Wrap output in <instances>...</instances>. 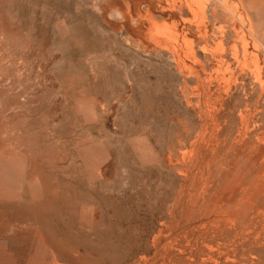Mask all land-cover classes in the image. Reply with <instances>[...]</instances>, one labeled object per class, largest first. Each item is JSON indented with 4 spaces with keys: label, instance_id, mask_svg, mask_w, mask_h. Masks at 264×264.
Segmentation results:
<instances>
[{
    "label": "rangeland",
    "instance_id": "obj_1",
    "mask_svg": "<svg viewBox=\"0 0 264 264\" xmlns=\"http://www.w3.org/2000/svg\"><path fill=\"white\" fill-rule=\"evenodd\" d=\"M134 1L140 0H0V151L13 149L11 168L26 181L37 179L43 191L40 206L13 202L0 211V251L21 264L38 237L73 264H264L262 48L246 17L245 28L237 15L225 22L211 10L217 3L205 20L208 46L200 34L205 25L193 17L187 43L181 36L158 43L151 21L169 26L165 15L178 9L151 13L143 3L139 12ZM254 18L264 27V7ZM241 153L256 165L238 186L233 176L243 173L234 163Z\"/></svg>",
    "mask_w": 264,
    "mask_h": 264
},
{
    "label": "bare ground",
    "instance_id": "obj_2",
    "mask_svg": "<svg viewBox=\"0 0 264 264\" xmlns=\"http://www.w3.org/2000/svg\"><path fill=\"white\" fill-rule=\"evenodd\" d=\"M233 1H235L234 3H237V4H240L241 5V11L239 10L238 11V7L236 8L235 6V4L233 3ZM237 1V2H236ZM145 4V6L148 8V11L149 12H151V13H154V12H156V8H159V7H168V8H173L174 10L175 9H178V12L177 13H170V14H167V15H165L167 18H168V20L169 19H172V23H171V25H166L165 23H163V24H160L159 25V23L157 24V22L155 23L154 21H151V20H149L148 22H154V24H152L151 23V25L152 26H154V34H155V37H156V40L158 41V43L159 42H163L164 44H167L168 43V39H169V37H172V36H175V37H179V36H181L182 37V39L184 40V41H186V42H184L182 39V41L184 42V43H187V41L189 40V36H193L194 34H191V32H193L191 29V32H190V30H189V27L191 26V25H189L190 24V21L189 20H187V19H189L190 17H193L194 19H200V21H198L197 23H200L201 25H200V27L202 28L204 25H205V20L207 19V12H208V7H210L211 5H213V7H214V4H216L217 3V7L218 8H213V9H211V10H214V9H219V12H221V15L220 16H224L225 18H226V20H225V22H227L228 20H229V23H231L232 22V20H233V17H236L235 15H237V17H236V19L239 21V23L241 24L240 26H246L245 25V23H243L244 21L243 20H241L242 19V17L244 16V17H246V19L248 20V27H247V30H248V32H249V34L253 37H250V38H252V41L253 40H255L261 47H259V49L260 48H262L261 50H262V54L264 53V27H263V25H262V23H260V22H258L257 20H255V18H254V15L257 13V12H259L263 7H264V0H140V1H134L133 3H132V7L134 8V9H137L138 7H140L141 6V4ZM131 4V3H130ZM235 5V6H234ZM167 8V9H168ZM163 9V11L164 10H166V8L164 9V8H161V10ZM172 9V10H173ZM239 9H240V7H239ZM138 11H139V9H137ZM211 10L209 11V12H211ZM147 11V10H146ZM147 11V13H146V16H148L147 14L149 13ZM168 11H170V10H168ZM176 11V10H175ZM174 11V12H175ZM139 12H141V11H139ZM138 12V13H139ZM145 12V11H144ZM218 14H219V12H218V10L216 11ZM215 12V14H217ZM211 14V13H210ZM143 16V15H142ZM140 17V16H139ZM153 17V16H152ZM155 17V16H154ZM183 17H185V18H183ZM209 17V16H208ZM210 17H212V14L210 15ZM217 17H219V16H216L215 17V20L217 21L218 19H217ZM227 17L228 18H230V19H227ZM148 18V17H147ZM160 18V17H159ZM213 18L214 17H212L211 19H210V21L211 20H213ZM150 19H151V17H150ZM156 19V18H155ZM164 19V18H163ZM192 19V18H191ZM209 19V18H208ZM221 20H223L222 18H220ZM235 19V18H234ZM153 20V19H152ZM193 20V19H192ZM214 20V21H215ZM221 20L219 21V23L221 22ZM245 20V19H244ZM146 21H147V19H146ZM207 21V20H206ZM224 21V20H223ZM231 21V22H230ZM243 21V22H242ZM246 21V20H245ZM135 22V21H134ZM236 22V21H235ZM167 23V22H166ZM187 23H189V24H187ZM194 23H196V22H194ZM195 24L196 26L198 25V24ZM211 23H213V21L211 22ZM215 23V22H214ZM143 24V23H142ZM204 24V25H203ZM232 24V23H231ZM237 24V23H236ZM150 25V24H149ZM194 25V24H193ZM194 25V26H195ZM203 25V26H202ZM208 25H209V23H208ZM211 25V24H210ZM220 26L222 25V24H219ZM151 26V27H152ZM219 26V28H221ZM232 27L234 26L235 27V24L233 23V25H231ZM230 26V27H231ZM239 25H238V27H240ZM227 27V26H226ZM194 28V27H193ZM192 28V29H193ZM197 28V27H196ZM200 28V29H201ZM212 28H214V26H213V24H212ZM217 28V27H216ZM216 28H214V29H216ZM223 28H224V26H222V32H225L224 30H223ZM242 28V27H241ZM240 28V29H241ZM245 28V27H244ZM200 29H197L195 32H196V34L197 33H199L198 32V30H200ZM225 29V28H224ZM233 29V28H232ZM194 30V29H193ZM211 30V29H210ZM213 30V29H212ZM217 30V29H216ZM227 30H228V27H227ZM231 30V29H230ZM235 30V29H234ZM238 30V29H237ZM236 30V31H237ZM203 31V32H202ZM202 33L200 32V34H202V37H201V35L200 34H198L199 35V37H201V39H203V41H204V43L205 42H209L208 40H207V36H208V34H209V30H208V28H207V26L205 25L204 27H203V29H202ZM218 31L220 32V29H218ZM236 31H234L235 32V34H236ZM242 32H243V29L241 30ZM217 32V31H216ZM222 32H221V34H218L217 35V37L219 36V38H220V35H221V37H222ZM227 32V31H226ZM247 32V33H248ZM229 33H233L232 32V30H231V32H229ZM244 33V32H243ZM215 34V33H214ZM217 34V33H216ZM226 34V33H225ZM234 34V33H233ZM239 34V33H238ZM238 34H236L237 36H239ZM242 34V33H241ZM241 34H240V40H243L242 38H244V36H243V34H242V37H241ZM212 35V34H211ZM227 35V34H226ZM196 36V35H195ZM229 36H230V34H229ZM232 36H234V35H231V37ZM249 36V35H248ZM174 37V39H177V41H178V39L179 38H175ZM198 37V36H197ZM198 37V39H200ZM213 37H216V36H213ZM228 37V36H227ZM231 37H229V38H231ZM211 38H212V36H211ZM233 38V37H232ZM249 37H247V39H248ZM249 38V40H251ZM173 38H171V40H172ZM188 39V40H187ZM200 39V40H201ZM215 39V38H214ZM221 39V38H220ZM238 39V38H237ZM236 39V41H238L239 42V39L237 40ZM244 39H246V38H244ZM180 40V39H179ZM194 40V39H193ZM207 40V41H206ZM222 40H223V38H222ZM228 40V39H227ZM231 40V39H230ZM229 40V41H230ZM235 40V39H234ZM170 41V40H169ZM173 41V40H172ZM202 41V40H201ZM200 41V42H201ZM202 41V42H203ZM212 40H210V42H211ZM215 41V40H214ZM220 40L218 39L217 40V42L215 41V46L216 47H221L222 45H224V43H222V41H220ZM233 41V40H232ZM231 41V42H232ZM246 41V40H245ZM248 41V40H247ZM252 41H250V42H252ZM255 41H253V42H255ZM176 42V41H175ZM174 41L172 42L173 43V46L176 44V43H178V42H176L175 43ZM213 42V41H212ZM235 42V41H234ZM237 42V43H238ZM242 42V41H241ZM249 42V41H248ZM170 43V42H169ZM168 43V44H169ZM175 43V44H174ZM183 43V44H184ZM193 43V42H192ZM191 43V47H195L196 45H193ZM256 43V44H257ZM182 44V43H181ZM182 44V45H183ZM203 44V43H202ZM207 44V46H208V43H205L204 45H206ZM222 44V45H221ZM234 44H236V43H234ZM238 44H240V42L238 43ZM243 44V43H242ZM245 44V43H244ZM248 44V43H247ZM255 44V43H254ZM170 45V44H169ZM177 45H179V44H177ZM185 45V44H184ZM212 45V44H211ZM198 46V48L200 49V47H199V45H197ZM203 46V45H202ZM241 46V45H240ZM166 47V46H165ZM170 46H167V48H169ZM180 49L179 50H181L182 51V48L180 47V46H178ZM183 47V46H182ZM188 48H190L189 50H191L192 48L190 47V46H187ZM204 47V49H205V46H203ZM210 47H212V46H210ZM214 47V46H213ZM213 47L211 48V50L209 51L210 53H213ZM228 47V45L226 46V47H224L225 49ZM234 47H236V46H234ZM242 47V46H241ZM240 47V48H241ZM250 47V46H249ZM249 47H248V50H249ZM253 48H255L254 46H252ZM172 48V47H171ZM188 48L187 49H185L186 51L184 52V53H189L188 51ZM209 48V47H208ZM206 49L204 52H206L207 50H209V49ZM174 50H176V48H173ZM196 49V48H195ZM223 48H221V50H222ZM224 49V50H225ZM242 49V48H241ZM164 50V49H163ZM188 50V51H187ZM201 51H203L202 49H200ZM214 50H216V48L214 47ZM218 50V49H217ZM224 50H223V52H224ZM238 50H239V48H238ZM260 50V51H261ZM170 51V50H169ZM168 51V52H169ZM219 51H220V49L217 51L218 53H219ZM245 52L246 50H245V48H244V51L243 50H240V52ZM257 51V50H256ZM259 51V50H258ZM260 51H259V53H260ZM177 52V51H176ZM190 52H192V51H190ZM208 52V51H207ZM206 52V54H208ZM241 52V53H242ZM248 52L249 51H247V56H248ZM183 53V55L185 56H188L187 54H184ZM194 53V52H193ZM199 53H200V51H199ZM226 53V52H225ZM252 53L253 52H251V54H250V57L248 58V59H250L252 56H254V58L256 59L255 61H257V57H258V55L256 54V52H255V54L254 55H252ZM195 54V53H194ZM194 54H190L191 56L193 55L194 56ZM198 54V53H197ZM205 54V53H204ZM203 54V55H204ZM205 54V55H206ZM217 54V53H216ZM222 54V53H221ZM229 54H231L230 52H229ZM237 54V53H236ZM243 54V53H242ZM244 54H246V52L244 53ZM243 54V56H245ZM176 55V54H175ZM178 55H179V53H178ZM189 55V56H190ZM211 55V54H210ZM218 55H220V53L218 54ZM218 55H215V56H217L218 58H219V56ZM227 55H228V52H227ZM231 55H234L233 53L231 54ZM238 55H240L241 56V54L239 53ZM252 55V56H251ZM177 56V55H176ZM181 56V55H180ZM180 56H179V58H180ZM208 56H209V54H208ZM223 56V55H222ZM246 56V57H247ZM211 58H213L212 57V55L210 56ZM228 57L229 58H231V56H229L228 55ZM233 57H235L236 58V55L235 56H233ZM242 57V56H241ZM178 58V59H179ZM190 57H188V59H189ZM196 58V57H195ZM205 58V57H204ZM209 58V57H208ZM216 58V57H215ZM254 58H253V61H254ZM261 58H262V55H261ZM194 59V58H193ZM206 59V58H205ZM225 59V58H224ZM237 59H238V57H237ZM247 59V58H246ZM264 59V58H263ZM262 59V60H263ZM195 60V59H194ZM202 60V59H201ZM212 60V59H211ZM225 60H228V59H225ZM235 60V59H234ZM232 61V62H235V61ZM180 61V60H179ZM200 61V60H199ZM205 61H208V60H205ZM220 61V60H219ZM230 62H231V60H229ZM240 61H242V59L240 60ZM240 61H239V59H238V62H239V64H240ZM247 61V60H246ZM252 61V60H251ZM250 61V62H251ZM252 61V62H253ZM181 62V61H180ZM191 62V61H190ZM224 62H226V61H224ZM252 62H251V64H252ZM260 62V61H259ZM258 62V63H259ZM183 63H184V61H183ZM204 63V62H203ZM206 63V62H205ZM243 63V62H242ZM241 63V67H242V64ZM264 63V62H263ZM200 64V67H202L201 65V63H199ZM207 64V63H206ZM220 64H221V62H220ZM225 64V63H224ZM227 64V63H226ZM238 63L236 64V67L239 65ZM245 64V63H244ZM261 64V63H260ZM187 65V64H186ZM196 65V64H195ZM208 65V64H207ZM206 65V66H207ZM210 65H211V62H210ZM216 65H217V63H216ZM232 65V64H231ZM234 65H235V63H234ZM219 66V65H218ZM226 66H228L229 68H230V66H229V64H227ZM244 66V65H243ZM249 66H251V68H252V65H249ZM255 66V65H254ZM253 66V67H254ZM262 66V65H261ZM260 66V67H261ZM209 67V66H208ZM215 67V66H214ZM222 67V66H221ZM220 67V68H221ZM234 67V66H233ZM239 67V66H238ZM256 67H258V65H256ZM255 67V68H256ZM217 68V67H216ZM219 68V67H218ZM217 68V69H218ZM223 68H225V66L223 67ZM235 68V67H234ZM240 68V67H239ZM238 68V69H239ZM245 68V66L243 67V69ZM246 68H248L247 66H246ZM263 68V67H262ZM179 69V68H178ZM204 69L205 70H207L206 68H205V65H204ZM213 69V68H212ZM231 69H232V67H231ZM231 69H229V70H231ZM242 69V70H243ZM254 69V68H253ZM223 70V69H222ZM226 70H228V69H226ZM237 70V69H236ZM247 70V69H246ZM245 69H244V71H246ZM251 70V69H250ZM256 70V69H255ZM197 71V70H196ZM209 71H214V70H210L209 69ZM225 71V70H224ZM233 71V70H232ZM232 71H228V73H231ZM240 71L241 70H239V73H240ZM260 71H262V70H260ZM192 72V71H191ZM198 72V71H197ZM206 72V71H205ZM208 72V71H207ZM215 72H218V71H215ZM219 72H222V71H219ZM225 72H227V71H225ZM234 72H236V71H234ZM238 72V71H237ZM242 72V71H241ZM248 72L249 73H251L249 70H248ZM253 72V71H252ZM256 72V71H255ZM209 73V72H208ZM208 73H206L207 75H208ZM233 73V72H232ZM246 73V72H245ZM262 73V72H261ZM205 74V73H204ZM226 73H224L223 75H224V77L226 78V76H227V74L225 75ZM235 74V73H234ZM242 74V73H241ZM241 74H237L238 76L239 75H241ZM244 74V73H243ZM207 75H205V76H207ZM213 75V74H212ZM220 75L222 76V73H220ZM236 75V76H237ZM250 76L252 75V73L251 74H249ZM254 75V74H253ZM261 76H263L262 74H260ZM205 76H203L205 79L204 80H206V77ZM208 76H210V75H208ZM216 76H218L219 77V75H217L216 74ZM234 75H232V77L231 78H237L236 76H234ZM243 76V75H242ZM247 76V75H246ZM245 77V76H244ZM243 77V78H244ZM254 77H256V76H254ZM260 77V76H259ZM221 78V77H220ZM228 78V80H229V77H227ZM226 78V79H227ZM242 78V79H243ZM252 78H253V76H252ZM263 78V77H262ZM210 79H212L211 77H209L207 80H209L210 81ZM214 79V78H213ZM215 79H217V78H215ZM214 79V80H215ZM222 79H223V77H222ZM238 79V78H237ZM236 79V80H237ZM245 79H247V78H245ZM248 79H250L249 78V76H248ZM258 79H260V78H258ZM264 79V78H263ZM262 79V80H263ZM203 80V81H204ZM232 80L233 79H231V81L229 80L228 81V83L229 82H232ZM257 79H255V81H256ZM224 81V80H223ZM234 81V80H233ZM252 81V80H251ZM208 82V81H207ZM237 82V81H236ZM236 82L234 81V83L236 84ZM241 82V81H240ZM242 82H244V81H242ZM261 82V81H260ZM260 82L258 81V84H260ZM250 83V82H249ZM253 83V81L251 82V84ZM261 83H263V82H261ZM4 84V83H3ZM203 84H205V83H203ZM225 84V83H224ZM238 84V83H237ZM243 84H245V83H243ZM248 84V83H247ZM250 84V85H251ZM186 85V84H185ZM249 85V84H248ZM256 85V84H255ZM21 86V85H20ZM226 86V85H225ZM237 86V85H236ZM236 86H234V87H236ZM258 86H260V85H258ZM206 87V86H205ZM239 87H241V86H238V88ZM243 87V86H242ZM242 87L241 88H239L240 90L242 89ZM248 87V86H247ZM255 87V86H254ZM256 87H257V85H256ZM237 88V89H238ZM249 88V87H248ZM245 89H246V86H245ZM257 89L258 90H260L258 87H257ZM257 89H253L254 90V92H257V91H255V90H257ZM203 90V89H202ZM219 90V89H218ZM244 89H242L241 90V92L243 91ZM251 90V89H250ZM235 91V90H234ZM252 91V90H251ZM219 92V91H218ZM251 93V92H250ZM260 94H262V93H260ZM264 94V93H263ZM29 95V94H28ZM248 96V95H247ZM264 96V95H263ZM28 97V96H27ZM225 97V96H224ZM259 97V96H258ZM257 97V98H258ZM260 97H261V95H260ZM256 100H258V99H256ZM255 102V101H254ZM213 103V102H212ZM257 103H258V101H257ZM256 103V104H257ZM189 104V103H188ZM219 104H220V102H219ZM248 104V103H247ZM255 104V103H254ZM244 105H246L245 103H244ZM243 105V106H244ZM249 105H251V104H249ZM248 106V105H247ZM254 106V105H253ZM252 106V107H253ZM256 106V105H255ZM197 107V106H196ZM245 107V106H244ZM244 107H243V109H244ZM249 107V106H248ZM247 107V108H248ZM252 107H250V108H252ZM257 107H259L258 106V104H257ZM240 108V107H239ZM249 108V109H250ZM255 108V107H254ZM253 108V109H254ZM260 108V107H259ZM242 109V110H243ZM248 109V110H249ZM258 109V108H257ZM256 109V110H257ZM246 110V109H245ZM255 110V109H254ZM254 110H253V112H254ZM255 110V111H256ZM259 110H261V109H259ZM263 110V109H262ZM261 110V111H262ZM17 111V110H16ZM233 111V110H232ZM237 111H238V108H237ZM251 111V110H250ZM223 112V111H222ZM241 112V111H240ZM252 112V111H251ZM260 112V111H259ZM258 112V114H262V113H264V112H260L259 113ZM19 113V112H18ZM233 113V112H232ZM231 113V114H232ZM239 113V112H238ZM242 113H244V110H243V112ZM246 113V116H249L247 113H250V112H245ZM256 114H257V111L255 112ZM230 114V113H229ZM234 114V113H233ZM251 114V118L253 117L252 116V113H250ZM235 115V114H234ZM240 116V115H239ZM242 116H245V114L244 115H242ZM256 116V115H255ZM260 116V115H259ZM236 117H238V114L236 115ZM241 117V116H240ZM257 117V116H256ZM14 118V117H13ZM241 118H243V117H241ZM241 118H239L240 120H241ZM248 118H250V117H248ZM230 119V118H229ZM238 119V120H239ZM253 119H255V118H253ZM243 120V119H242ZM245 120V119H244ZM247 120V119H246ZM250 120V119H249ZM261 120V119H260ZM248 121V120H247ZM247 121H246V123H247ZM258 121H259V119H258ZM216 122V121H215ZM245 122V121H244ZM249 122V121H248ZM253 121L251 120V122L250 123H252ZM225 123V122H224ZM239 123H241V122H239ZM242 123H243V121H242ZM241 123V124H242ZM249 123V124H250ZM261 123V122H260ZM214 124V123H213ZM245 124V123H244ZM248 124V123H247ZM248 124V125H249ZM218 125V124H217ZM216 125V126H217ZM257 125H258V123H257ZM215 126V127H216ZM222 126V125H221ZM244 126H246V125H244ZM253 126V125H252ZM254 126H255V124H254ZM253 126V127H254ZM259 126H260V124H259ZM218 127V126H217ZM233 127V126H232ZM249 127V126H248ZM258 127V126H257ZM261 127V126H260ZM263 127V126H262ZM48 128V127H47ZM238 128H241V127H238ZM238 128L236 129V131H238ZM243 128H245V127H243ZM247 128V127H246ZM248 129V128H247ZM249 129H251V127L249 128ZM246 130L245 132L247 133V132H249L250 130ZM243 130V129H242ZM239 131H241V129H239ZM254 131V130H253ZM261 131V130H260ZM7 132H8V128H7ZM13 132H14V130H13ZM12 132V133H13ZM244 132V131H243ZM258 132V131H257ZM239 133V132H238ZM241 133H242V131H241ZM240 133V135H242L243 136V134L244 133H242L241 134ZM253 133V132H252ZM261 133V132H260ZM249 134H251V133H249ZM255 134H256V132H255ZM264 134V133H263ZM55 135V134H54ZM237 135V132H236V134H235V136ZM239 135V134H238ZM5 136V135H4ZM256 136H258V133H257V135ZM238 137V136H237ZM244 137V136H243ZM250 137V136H249ZM252 137H254L253 135H252ZM264 137V136H263ZM48 138V137H47ZM244 138H247L246 136L244 137ZM11 139H13V137L11 138ZM216 139V138H215ZM250 139H253V138H250ZM260 139V138H259ZM233 140V139H232ZM245 140V139H244ZM243 140V141H244ZM255 140V139H254ZM250 141V140H249ZM257 141V140H256ZM231 142V141H230ZM252 142V141H251ZM250 142V143H251ZM3 143V142H2ZM9 143V142H8ZM7 143V145H9ZM241 143V142H240ZM247 143V142H246ZM4 144V143H3ZM245 144V143H244ZM256 144V143H255ZM11 145V144H10ZM15 146V145H14ZM23 146V145H22ZM194 146V145H193ZM253 146V145H252ZM254 146H256V147H259V144H257V145H254ZM254 146H253V148H254ZM21 147V146H20ZM38 147V146H37ZM217 147V146H216ZM247 147V146H246ZM249 147V146H248ZM247 147V148H248ZM18 148V147H17ZM16 148V149H17ZM241 148V147H240ZM3 149V148H2ZM18 149H20V148H18ZM25 149V148H24ZM252 149V148H251ZM10 150L11 151H8V150H1L0 151V211L2 210V209H6V208H10L13 204V202H17V204L18 203H21V204H23L22 202H24V203H26V202H28V203H30V204H32L33 202H39V200L42 198V196H43V191H42V188H41V186H40V184H39V182L37 181V179H30L29 181H26L25 179H24V177H23V175H22V173L21 172H19V170H15V169H12L11 168V166H10V164H14V160H15V158H16V153H15V151L13 150V149H11L10 148ZM20 150H22V149H20ZM244 150H245V148H244ZM253 150V149H252ZM37 151V150H36ZM228 151V150H227ZM243 151V150H242ZM241 151V152H242ZM259 150H257V152H258ZM240 152V151H239ZM249 152V151H248ZM256 152V153H257ZM185 153V152H184ZM247 152H245V154H246ZM255 153V154H256ZM183 154V153H182ZM245 154H243V153H241V155L239 156V158H237L236 160L238 161V163H236V161H235V163H234V167H235V165L237 164V166H238V168L242 171V173L243 174H238V173H236L237 175H235L232 171H231V173L233 174V175H235V176H233L235 179H236V182H237V180L239 181V182H237V184H239L238 186H240V184H242L243 182H242V179H244V177H247V175L245 176V174H247L249 171H250V168L252 167V165L253 164H255V160L256 159H253V158H251V157H247L246 158V155ZM249 154H250V152L249 153H247V156H249ZM65 155V154H64ZM260 155V154H259ZM183 157V156H182ZM70 158V157H69ZM260 158V157H259ZM14 161V162H13ZM9 164V165H8ZM69 164H72V163H69ZM185 164V163H184ZM15 165V164H14ZM24 165V164H23ZM256 165V164H255ZM56 169H57V167H56ZM237 169V168H236ZM238 169V170H239ZM28 171H29V169H28ZM68 171V170H67ZM221 171V170H220ZM26 172V171H25ZM216 172V171H215ZM26 174V173H25ZM33 174V173H32ZM186 174V173H185ZM249 174V173H248ZM29 175V174H28ZM25 176V175H24ZM34 176V175H33ZM61 176V175H60ZM250 176V175H249ZM254 176V175H253ZM26 177V176H25ZM30 177H31V175H30ZM230 177H232L231 176V174H230ZM232 177V178H233ZM53 178V177H52ZM57 178V177H56ZM232 178H230V179H232ZM26 179H29V178H26ZM220 179V178H219ZM218 181V180H217ZM229 181V180H228ZM233 181H231V183H232ZM236 182H235V184H236ZM218 183V182H217ZM51 184V183H50ZM63 184V183H62ZM91 184V183H90ZM222 184V183H221ZM45 185V184H44ZM229 185H231L230 184V182H229ZM61 186V185H60ZM225 186H227L226 188H225ZM225 186H223L225 189H227L228 188V183H226L225 184ZM232 186L234 187V183L231 185V188H232ZM238 186H236L237 188H238ZM218 187H220V186H218ZM222 187V190H221V192L223 191V188ZM206 188V187H205ZM230 188V187H229ZM230 188V190L229 191H232V189ZM61 189V188H60ZM229 191H225V192H229ZM58 194V193H57ZM62 194V193H61ZM46 195V194H45ZM231 195V194H230ZM230 195L228 196V197H230ZM219 196V195H218ZM43 198H45V196L43 197ZM49 198V197H48ZM71 198V197H70ZM231 198V197H230ZM221 199V198H220ZM227 199V197L225 198V200ZM232 199V198H231ZM44 200V199H43ZM43 200H41V201H43ZM48 200V199H47ZM40 201V202H41ZM52 201V200H51ZM36 202V203H37ZM46 202V201H45ZM49 202V201H48ZM34 204V203H33ZM37 204H39V203H37ZM46 205V204H45ZM49 205H50V203H49ZM54 205V204H53ZM15 206H16V204H15ZM19 206H20V204H19ZM33 206V205H32ZM39 206H40V204H39ZM44 206V205H43ZM47 206V205H46ZM49 207V206H48ZM54 207V206H53ZM33 208V207H32ZM40 208V207H39ZM43 208H45V206L43 207ZM46 209H47V207H46ZM45 209V210H46ZM50 209V208H49ZM52 209H54V208H52ZM29 210V209H28ZM44 210V209H43ZM11 211V210H10ZM32 211H34V213H35V210H32ZM42 211V210H41ZM1 212H4V210L3 211H1ZM15 212V211H14ZM43 212H45V211H43ZM49 212H51L50 210H49ZM36 213H37V211H36ZM47 213V212H46ZM2 214V213H1ZM0 214V215H1ZM30 214V213H29ZM49 214V213H48ZM51 214V213H50ZM71 214V213H70ZM169 214V213H168ZM44 215V214H43ZM2 216H4V215H2ZM45 216V215H44ZM1 217V216H0ZM2 218V217H1ZM4 218V217H3ZM27 218V217H26ZM43 218V217H42ZM33 219V218H32ZM32 219L31 220H28L29 222L30 221H32ZM1 221H3V219H1ZM25 221V220H24ZM37 221V220H36ZM8 222H10V221H8ZM28 222V224H30ZM38 222V221H37ZM37 222H36V224H37ZM3 223V222H2ZM20 224H18V222H17V227H18V225H21L22 224V222L20 221L19 222ZM33 223V222H32ZM50 223V222H49ZM23 224H26V223H24L23 222ZM39 224H40V222H39ZM11 225V224H10ZM5 226V225H4ZM13 226H15V225H12V227H11V231H12V228H13V230H15L14 229V227ZM23 226H26L27 227V225H23ZM29 226V225H28ZM38 226V225H37ZM71 226V225H70ZM86 226V225H85ZM5 227H9L10 228V226H5ZM21 227H22V225H21ZM8 228V229H9ZM16 228V227H15ZM23 228H25V227H23ZM23 228H21V229H23ZM28 228V227H27ZM5 229V228H4ZM8 229H7V232H8ZM18 229H20V227H18ZM4 231V230H3ZM17 231V230H16ZM19 231V230H18ZM1 233V236L0 237H2V234H3V232L2 231H0ZM7 232H4V233H7ZM14 231H12V233H13ZM24 232V231H23ZM11 233V234H12ZM32 233V232H31ZM247 233V232H246ZM9 234H10V232H9ZM170 234V233H169ZM7 235V234H6ZM157 235V234H156ZM9 236V235H8ZM30 236V235H29ZM158 236V235H157ZM237 236V235H236ZM4 237L6 238V236H5V234H4ZM28 237V236H27ZM256 237V236H255ZM26 238V237H25ZM30 238V237H29ZM32 238V237H31ZM45 239H47V238H45ZM174 239V238H173ZM29 240V239H28ZM31 240V239H30ZM48 241H49V239H47ZM229 240V239H228ZM235 240V239H234ZM51 241V240H50ZM197 241V240H196ZM247 241V240H246ZM2 242V241H1ZM6 242V241H5ZM47 242V241H46ZM201 242V241H200ZM33 243V242H32ZM48 243V242H47ZM47 243H45V242H43V241H41V238L39 239L38 237H36V239H35V243H34V248H33V250H32V252L30 253V255L27 257V258H25V260L23 261V262H21V264H73V263H77V261H74V260H72V263H70V260L68 259H66V256H65V258H62V257H64L63 255H59V254H57L56 252H58V251H61L60 249H59V247H57L59 250L58 251H56V252H54L53 251V249H52V247L50 246V245H48ZM53 243V242H52ZM236 243V242H235ZM31 245H33V244H31ZM51 245H53V244H51ZM55 245V244H54ZM0 246H2L3 247V245H0ZM6 246V245H5ZM8 246V245H7ZM7 246H6V248H7ZM32 247V246H31ZM54 247H56V245L54 246ZM210 247H212V246H210ZM1 248V247H0ZM5 248V249H6ZM2 249H4V248H2ZM30 249V248H29ZM55 250H57L56 248H55ZM3 251V250H2ZM2 251H0V264H16L15 262H16V259L13 257V256H15V255H10V253L9 254H7V252L6 253H4V252H2ZM11 252V251H10ZM62 252V251H61ZM13 253V252H12ZM11 253V254H12ZM64 253V252H63ZM61 254V253H60ZM182 254V253H181ZM68 255V254H67ZM68 257H70V256H68ZM141 258V257H140ZM163 258V257H162ZM171 258V257H170ZM228 258V257H227ZM163 260V259H162ZM174 260V259H173ZM172 260V261H173ZM229 261L230 260H232V259H228ZM167 261V260H166ZM169 261V260H168ZM167 261V262H168ZM166 262V263H167ZM170 262H171V260H170ZM174 262V261H173ZM172 262V264H174ZM79 264V263H78ZM163 264H165V263H163ZM168 264H169V262H168Z\"/></svg>",
    "mask_w": 264,
    "mask_h": 264
}]
</instances>
